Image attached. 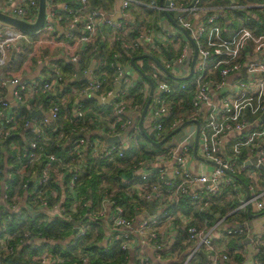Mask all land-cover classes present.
Returning a JSON list of instances; mask_svg holds the SVG:
<instances>
[{"label": "built area", "instance_id": "obj_1", "mask_svg": "<svg viewBox=\"0 0 264 264\" xmlns=\"http://www.w3.org/2000/svg\"><path fill=\"white\" fill-rule=\"evenodd\" d=\"M208 1L166 0L165 3H158L151 0L147 3L142 0H119L117 11L120 16L114 19L111 17L113 13H107L99 7L89 9L87 0H75L71 6L65 0H46L43 23L34 32L0 22V67L7 65L10 49L21 51V40L32 44L28 52L30 57L56 55L60 50H65L69 59L77 63L80 53L88 45L93 49L99 26L104 25L109 30L102 37L118 41L126 53H148L157 61L147 58L151 65H146L144 70L145 67L143 69L136 64L138 58L134 59L140 72L145 73L152 82V92L141 120L142 129L151 140L157 141L178 127L169 135L174 140L163 144L168 136L159 146L145 140L136 126L149 83L139 72L133 75L132 67L126 70L128 62L117 59L108 62L113 67L111 87L102 93L99 89L106 79V73L95 74L93 69H89V64L78 67L74 73L76 79L87 77L79 81L76 91L88 97L92 93L104 97L118 83L107 102L112 104L111 114L114 118L104 125L105 133L100 128L104 136L117 135L118 140L105 143L99 138L90 140L85 135L78 136L73 150L80 160L68 172L66 169L61 172V176L68 173L65 183L74 195L70 210L80 204L74 186L84 170L86 159L91 156L109 159L115 154L122 156L129 149L130 140L135 150L143 147V141L151 144L146 148L151 155L137 158L128 169L130 175L121 178V182L126 184V202L141 201L142 211L138 206L127 207L112 198L111 194L116 189L113 187L110 192L103 193L97 205L89 204L91 209L72 225L76 229L73 236L78 237L85 236L89 229L95 231L98 225L103 227L109 235L99 237V242L103 244L99 250L109 252L111 244L115 242L125 253L115 264H131V261L134 264H155L150 262L143 248L149 246L159 251L166 243L174 242L173 239L185 248V256L179 264H189L199 249L204 251L205 264H221L220 261H226L228 255L218 251L221 245L216 244L214 239L219 236L217 226L224 216L235 210L246 213L247 207L251 206L256 210L264 209V185L261 187L258 184L256 175L264 172L259 167V164L264 165V116L260 117L264 112V0H228L224 4H209ZM130 2L159 9L170 16L174 11H179L174 18L175 24L165 16L174 28H165L159 23L161 20L158 26L150 23L139 26L138 20L127 11ZM38 3L39 0H0V10L33 22L38 14ZM232 10L240 11L241 15L229 13ZM177 26L186 31L195 45L196 54L190 73L192 44ZM130 27L137 30L132 36H129ZM62 28H66L67 38L60 37ZM74 44H83L85 49L77 52ZM47 47H52L54 53H50ZM113 56L116 57L117 53ZM104 63L101 61L99 64ZM176 63L185 68L182 76H179L180 68ZM241 69L244 75H241ZM62 80L55 65L49 77L31 79L22 74H11L9 77L0 75V141L11 139L17 126L19 114L15 106L27 105L31 110L39 93H46L50 98L45 105L38 103L42 111L38 123L30 119L24 122L35 134L42 133L44 124L57 121L61 112L69 110L70 94L60 95L58 91ZM136 86L142 101H135L128 96V90ZM8 87L12 93L10 99ZM73 101L75 119L71 131L76 132L83 127L80 121L85 111L81 99ZM184 104L190 115L187 122L179 126L185 120L178 116L164 127V119L175 113L174 107ZM102 113V109L96 112L97 121L102 119ZM191 119L198 120L195 153L200 158L192 153L196 124ZM122 131L124 136H121ZM62 132L55 137V141L61 140ZM9 144L13 149L9 156H14L15 162L19 163L15 169L24 179L22 185L27 180L24 172L28 174L32 166L41 160L33 182V192L47 185L52 172L57 171L58 164L64 163V168L67 166V162L53 151L41 159L36 138L28 143L25 162L21 161L18 143L11 139ZM86 145L89 147L88 152ZM243 151L247 156H244ZM254 154L255 163H249L250 166L244 163ZM3 171L11 175L8 169ZM239 174L247 178L245 185L251 194L238 200L224 213H220L219 209L213 210L226 199L237 196L236 175ZM0 188V257L19 254L20 249L27 246L21 264H57L62 260V257L52 256L49 246L40 245L38 232L34 233L23 226L17 235L15 230L8 228L7 222L24 223L35 218L38 211L50 213L53 209L60 215L61 221H70L72 216L61 206L63 199L60 197L59 202L51 207L52 200L49 202V194L45 192L36 205L26 202L17 189L8 193L5 180L1 182ZM52 192V196L57 195L54 190ZM148 201H151L153 208L151 213L147 212ZM197 212L205 214L197 216ZM210 216L214 217L212 222L208 221ZM241 218L239 222L224 228L223 234L244 233L245 215ZM135 240L140 246L138 250L134 247ZM253 249L256 258L251 264H264L261 257L264 253L263 242L253 245ZM76 252L81 264H88L89 252L80 249ZM99 264L104 263L101 261Z\"/></svg>", "mask_w": 264, "mask_h": 264}, {"label": "trees", "instance_id": "obj_2", "mask_svg": "<svg viewBox=\"0 0 264 264\" xmlns=\"http://www.w3.org/2000/svg\"><path fill=\"white\" fill-rule=\"evenodd\" d=\"M64 1V0H57ZM69 6L75 4V0H65ZM89 9L101 8L105 12H109L111 9L114 0H87ZM144 2H150L151 0H142ZM228 0H209V4H224L227 3ZM226 10V9H225ZM128 13L133 15L136 20H138L139 26L141 24L150 23L153 26H158L159 18L162 16V12L156 8H150L145 5H136L133 2H130L128 5ZM229 13L234 14L237 13L241 15L240 11L232 10ZM142 16L144 17L142 19ZM97 31L94 39L93 49L91 45H88V48L80 53V59L76 63L69 59L68 55L65 56H57L54 57L51 61L52 64H55V67L58 68L61 76H62V85L58 87V91L60 95H66L67 92H70V96L68 98V103L71 108L66 112H61L60 118L55 122H50L48 124L43 125V132L39 135L35 134L30 130V128L25 127L24 122L26 119L31 118V110L34 107L38 106V103L47 104L50 98V95L46 93H40L36 95L35 101L33 102L32 109L26 105L15 106L18 114L19 120L17 123V127L13 131V135L11 139L18 143L20 146V153L25 152L24 149L27 145V142L33 138H36L38 144L40 146L41 151V159L45 158L48 153L51 151L59 154L65 162L68 164L76 163L78 160V156L74 153L73 145L75 144L78 136L85 135L88 139L99 138L101 141H104V136L99 134V132H95L96 127L102 128L105 133V124L108 121H111L114 118V115L111 114L112 104L104 103L99 104V102L94 97H86L81 99V103L83 104V109L85 111L84 118L81 122L83 127L81 129H77L76 132L71 131V126L73 125V121L75 119V115L72 110L73 100L80 97L77 88H79V81L86 80V76H81L76 79L74 73H76L78 67H83L89 64L94 60V68L93 71L95 74L106 73V79L103 82L99 92H105L107 89L111 87V80L113 75V67L108 65L110 60H119L128 62L129 58L134 55L136 52H128L122 49L118 43V41H110L106 37H102L108 30L109 27L104 25ZM135 28H129V36H132L136 33ZM30 47L26 48V50H30ZM25 50V51H26ZM117 56L114 57L113 54ZM26 54L20 52L15 55V59L11 62L9 68L15 69L16 66L21 63ZM101 61H104V64H99ZM146 70L147 66H144ZM73 87V90L71 89ZM128 96L132 97L135 101H142V95L138 89V86L135 88H131L128 90ZM176 99V98H175ZM100 109L103 110L102 119L97 121L95 119L96 112ZM174 114L172 116H168L164 119L163 125L167 127L168 122L172 118H176L180 116L182 120H187L190 117L189 110L186 104L181 107H174ZM124 114H122L123 116ZM34 119H40L39 114H36ZM23 131L25 138H20V133ZM63 131V137L60 141H55V137ZM10 138L5 141L0 142V186L3 180L6 181L8 185L7 191L8 193H13L15 189L18 190L19 194H21L26 202H34L36 205L40 202L41 198L44 196L45 192L49 194L48 199L49 202L56 201V199L60 198L59 193L61 191L64 192V199L61 206L64 208L67 214L72 216L70 221L64 219L61 221L60 215L56 213H44L43 211H38V215L28 220L24 223H16V221H8L7 226L10 230H15L16 234L19 235V228L26 226L31 229L32 232H38L39 241L41 246H49L48 249L52 256L62 257V260H59L57 264H81L80 259L78 258L76 250L80 249L83 251L89 252V262L88 264H99L101 261L104 264H115L116 261L121 259L124 256V252H122L113 242L110 246V251L105 252L99 250V236L101 234L99 230V225L96 226L95 231L93 229H89L88 233L85 236H72L70 240H67L69 235L73 230V222L80 220V217L86 214L91 209V205H97L99 200L103 195V191L106 190L107 193L111 191L113 187H116L114 192H112L111 197L114 198L121 204H126L125 206L131 207L138 206V201H131V203H127V196L125 195V187L126 184L121 182V178L125 176V173L129 171L133 162L140 157L151 155L147 150L141 149L135 150L134 145L129 142V149L123 152L122 156L114 155L112 158H101L99 156H91L89 159H86V165L79 179L76 180L74 190L77 192V197L80 199V204L76 207V209H69V202L74 199V196H71V191H69V187H64L59 184L55 176L57 177L58 173L62 171L64 167V163L58 164L56 169L57 171H53L51 177L45 187H43L40 191H32L33 182L35 181L38 170L40 168L41 160L37 161L33 165V171L37 172L36 175L34 173L28 174L27 180L25 181V185H22L24 182L23 178L17 173L15 167L8 166V171L11 172V175H7L3 170L6 168V165L17 163L14 160V156L7 155L4 156V151H11L13 149L10 148L9 141ZM86 151H89V147L86 145ZM84 156V155H83ZM5 159V160H4ZM22 161V159H21ZM123 164V166H120ZM59 171V172H58ZM32 174V175H31ZM30 175V176H29ZM236 177L239 179L240 176ZM242 179V178H241ZM66 181V180H65ZM63 187V189H61ZM1 189V188H0ZM52 190L57 192L56 196H52ZM140 202V201H139ZM86 203V204H85ZM141 203V202H140ZM51 204V203H50ZM219 209L220 213H224L227 210V207L224 206V203L213 207V210ZM197 216H202L205 212H197ZM234 216L238 220L245 215L241 210H235L232 212ZM211 217V216H210ZM231 240V238H230ZM237 242V239L229 242L230 248L233 247ZM264 247V246H263ZM27 246H24L20 249V257L18 260L15 258L14 254H9L6 256L0 257V264H21L22 255L26 251ZM234 254V253H233ZM228 255V254H227ZM239 254L234 255L235 260L241 261L239 258ZM229 258V257H228ZM232 259V258H231Z\"/></svg>", "mask_w": 264, "mask_h": 264}, {"label": "crops", "instance_id": "obj_3", "mask_svg": "<svg viewBox=\"0 0 264 264\" xmlns=\"http://www.w3.org/2000/svg\"><path fill=\"white\" fill-rule=\"evenodd\" d=\"M153 1L154 0H152V2ZM155 1H158V3H159V0H155ZM161 3H164V0L163 1L161 0ZM118 8H115V2H114L112 7H111V9L107 13H110V14L113 13L111 17L114 18V19H117L120 16L118 11H117ZM116 14H118V15H116ZM165 16L166 15L164 14V12H162V16L159 18V20H161L159 22L160 24H163L162 19L165 18ZM60 30H61V34L63 36H67L66 28H62ZM74 46H75V44H74ZM75 48H76V50L75 49L74 50L77 51V52L85 49L83 44L77 45V46H75ZM12 50L13 49H10V51H8V58L9 59H10ZM47 50L50 51V53H52V54L54 53V50L52 49V47H47ZM64 51L65 50H60L59 53H57L56 55H54V54L53 55H45L44 57H41V56H38V55H32L30 57V60L27 63H24V61H23V63L20 66L16 67L15 69H10L9 68L10 65L8 67L5 65L4 67H2V69L6 72V74H3L2 76H4V77L8 76L9 77V75H11V74H22V75H25L26 77H28L27 73L29 71H31V70H34L35 71V76H33V78L34 77L35 78H42V77H44L46 75L49 77L50 73H48V71H47L48 67H49L48 65L54 67L55 64L51 63V61H52V59L54 57L68 55ZM18 53H20V52L19 51H15L14 58H13V60L11 62L14 61L15 55L18 54ZM91 64H93V67H92V69H93L94 68V60L89 63V67H91ZM40 75H42V76H40ZM71 89L73 90V87ZM8 93H9V87H8ZM67 93H70V92H67ZM82 95L83 94H80V97ZM80 97L78 99H80ZM33 109H36V111H37L36 114H39V117H40L42 111L39 109V107L37 106V107H35ZM30 120H31V118H30ZM34 121L36 123H38V119H34ZM25 127H28V126H25ZM20 138H23V139L25 138V135H24L23 131H21V133H20ZM104 141H105V143H108V142H106L105 138H104ZM27 149H28V142H27V145H26L24 151H27ZM244 156H247L245 154V152H244ZM248 160L249 159H245L244 163L246 161H248ZM32 171H33V169L30 170L28 174L32 173ZM33 173H34V175H36V171L35 170H34ZM28 174L26 172H24L23 175H24V177H28ZM256 175H257L258 184H260L261 187H263L262 185H264V172L257 173ZM55 178L57 179V181L59 182V184L61 186L69 187L65 183V180L68 178L67 174H65L64 176H61V173L59 172L57 177L55 176ZM236 180H237V183H238V194H237L236 197H233V198L225 200L224 206L227 207V209H229L230 207L234 206L238 202V200H240L242 198H245V196H246L247 189H246V185L245 184H246L247 181L245 179H243V178L242 179L241 178H239V179L237 178ZM61 189H63V187H61ZM69 191H71L70 187H69ZM249 194H251V190H248V195ZM59 195H60V197L62 199H64V195L65 194H64L63 191H61V193H59ZM71 196H74L72 191H71ZM59 199L60 198H58V199H56V201L52 202L51 203V207H52V205L56 204ZM21 202L23 203L24 200L21 199ZM72 204H73V200L71 202H69V207ZM105 209H107V207H105ZM55 211L56 210L53 209V210H51V213H53V212L55 213ZM249 212L252 213L250 216H248L247 213H245L246 225H245V230H244L245 232L244 233L234 234V235H224L223 234L224 228L232 226L235 222H239L242 219L241 218L240 220H238L236 218V216H234L232 214V212L226 214L224 216V218L222 219V221L218 224L217 228H218L219 236L214 239V242L216 244H220L221 245V246H219L218 251L227 253L228 257H229L226 261H222L221 260L220 261L221 264H245V262L247 261V251H248L247 245H248V243H250L252 249H253V245H259L261 242H263V246H264V209L263 210H256L255 208H253L251 206L249 208ZM148 213H151V212H148ZM213 220H214V217H208V221L209 222H212ZM99 230L101 232L99 237H101V236L102 237L103 236L107 237L109 235V233L106 230L104 231L103 227H100ZM73 235H74V233H73V230H72V233L69 235L67 240H70ZM230 238H231V240H230ZM235 239H237L236 244L233 245L232 248H230L229 242H231L233 240L235 242ZM173 241L174 242H171V243H168V244L166 243L164 245L165 247H163L159 251H155L154 249H152L149 246L144 247L143 248L144 253L149 257V260H150L151 263H155V264H166V263L179 264L181 259L185 256V248H184L183 245H180L178 243V241H176L174 239H173ZM134 242L136 244V245L134 244L135 245L134 246L135 249L136 250L140 249V246H139L138 243H136V240ZM97 244L99 245L98 249H100L101 246H103L102 242L101 243L98 242ZM263 249H264V247H263ZM199 250L191 257V259H190L191 260V262H190L191 264L192 263H194V264H202L203 254ZM132 252L133 251L131 250V254H132ZM203 253H204V251H203ZM235 253L239 254V256H240L239 258H241V261L235 260V258H234ZM204 256H205V254H204ZM261 257H262V259L264 261V253H263V255H261ZM251 258H252L251 262H253L254 259L256 258V253H255L254 249H253V253H252ZM131 264H134L133 261H131ZM204 264H205V261H204ZM249 264H251V263H249Z\"/></svg>", "mask_w": 264, "mask_h": 264}, {"label": "water", "instance_id": "obj_4", "mask_svg": "<svg viewBox=\"0 0 264 264\" xmlns=\"http://www.w3.org/2000/svg\"><path fill=\"white\" fill-rule=\"evenodd\" d=\"M114 2H115V8H118L119 7V0H114ZM165 2H166V0H164V3ZM159 3H161V0H159ZM45 6H46V0H39V3H38V14H37V17H36L35 21H33V22H28V21H26L24 19H21V18L12 16V15H9L8 13L0 10V22L10 24V25L15 26V27H17V28H19V29H21L23 31H26V32H34L43 23L44 15H45ZM178 13H179V11H174L171 16L167 12H165L164 14L166 15V17L168 18V20L172 24H175L174 18L177 16ZM116 15H118V14H116ZM224 18H226V16H224ZM177 27L179 28V30L181 32H183L186 35L187 39L192 44V54H191L190 61H189V73H190L191 70H192V65H193V61H194V58H195V54H196L195 45H194L193 40L186 33V31L182 27H180V26H177ZM14 53H15V48H13L12 53H11V56H10V59L7 61V65H6L7 67L10 65L11 61L13 60ZM143 57L150 58V59L156 61V59L152 55H150L148 53L134 54V55H132L129 58L128 65H126L125 69L127 70L129 67H132L134 69L133 75H136V73L139 72L140 75L142 77H144L148 81V83H149V89L147 91L146 99H145V101H144V103H143V105H142V107L140 109V113H139L138 119L136 121V126H137L139 132L141 133V135L143 136V138L145 140H147L148 142H150L154 146H159L178 127L174 128L171 131H168L167 133H165V135L161 139H159L157 141L151 140L146 135V133L144 132V130L142 129V127H141V120L143 118L145 108L147 106L149 97H150L151 92H152V82H151V79L145 73L140 72V69L136 66V64L134 62V59H136V58H143ZM92 67H93V64H91V67H90L91 70H92ZM240 72H241V75H244V70L243 69H241ZM0 75H3V74H0ZM117 87H118V83H115V85L111 89V92L109 94L105 95L104 97H100L99 94H97V93H92L90 96L91 97H94L99 103H107L111 99L112 94L115 92V90H116ZM86 97H87V95H82L80 97V99H84ZM36 112H37L36 109L31 110V120H34V117L36 115ZM263 116H264V112L261 113L260 117L262 118ZM191 121L196 124V131H195L194 143L192 145V153H193V155L196 158H200L195 153V144H196V138H197V124H198V120L197 119H191ZM186 122H187L186 120L183 121V122H181L179 126L184 125ZM104 138L106 139V142H108V143L114 142V141H117L118 140V136L117 135H106V136H104ZM255 161H256V155L254 154L245 163L246 164L255 163ZM259 167L261 169H264V165H262V164H259ZM125 175L129 176L130 175V171H127L125 173ZM247 196H248V192H246V197ZM147 211L148 212H153V208H152V205H151V201H148ZM246 213H247L248 216H250L252 214V213L249 212V208L248 207L246 209ZM75 231H76V229L74 228L73 229V233ZM247 249H248V251H247V261L245 262V264L251 263V259H252L251 256H252V253H253V249H252L250 243H248ZM199 251L203 254L202 264H204V261H205L204 253H203V251L201 249ZM14 256H15L16 259L20 260V257H19V254L18 253L15 254Z\"/></svg>", "mask_w": 264, "mask_h": 264}, {"label": "rangeland", "instance_id": "obj_5", "mask_svg": "<svg viewBox=\"0 0 264 264\" xmlns=\"http://www.w3.org/2000/svg\"><path fill=\"white\" fill-rule=\"evenodd\" d=\"M162 22H163V26L165 27V28H167V29H170V30H172L174 27H173V25H171V24H169V22L167 21V19L166 18H163L162 19ZM60 37H65V38H67L66 36H63L62 34L60 35ZM20 43V42H19ZM28 47H30L29 49L31 50L32 49V44H28V43H26L24 40H21V51L20 52H23L24 54H26V57L24 58V63H27L29 60H30V56H29V54H28V52L30 51H28V50H26V48H28ZM26 50V51H25ZM23 61L21 62V63H19L16 67H18V66H20L22 63H23ZM136 64L139 66V67H141V68H144V66H150L151 65V61L149 60V59H147L146 57H143V58H138V59H136ZM178 66H179V68H180V72H179V76H182L183 74H184V72H185V68L184 67H182L179 63H176ZM49 67H48V73H53V69H54V67L53 66H50V65H48ZM11 69V68H10ZM0 74H6V72L2 69V67H0ZM27 76H28V78H31V79H34L33 78V76H35V71L34 70H31V71H29L28 73H27ZM40 76H42V75H40ZM44 77H48L47 75L46 76H44ZM40 94V93H39ZM8 98L10 99V98H12V93L11 92H9V94H8ZM123 119H124V117H123ZM17 127V126H16ZM97 132H99V134H102L103 135V133H102V131L100 130V128L98 127H96V129H95ZM95 131V132H96ZM101 131V132H100ZM121 136H124V133H123V131L121 132ZM174 140V138H173V136L171 135V136H169L168 137V139H167V141H165V143H163V144H168L169 142H171V141H173ZM137 141H140V138H137ZM0 142H2V141H0ZM15 142V141H14ZM131 143L133 144V141H131ZM150 145L151 144H149L147 141H143V150H147L146 149V147H150ZM145 146V147H144ZM81 149H84V146H81ZM28 150V149H27ZM27 152L28 151H25V152H23V153H21V159H22V161L23 162H25V160L27 159V156H26V154H27ZM149 152V151H148ZM11 153V151L9 152V151H7V150H5L4 151V156L6 157L7 155H9ZM57 154V153H56ZM58 156H60L59 154H57ZM84 155V154H83ZM82 155V156H83ZM61 157V156H60ZM145 157H147V156H144L143 158H145ZM43 159V158H42ZM63 159V158H62ZM0 160H2V158H0ZM5 160V159H4ZM64 160V159H63ZM79 160H80V156L78 157V160H77V162L76 163H78L79 162ZM76 163H71V164H66L67 166H66V168H64L63 167V169H62V171H64V169H66L67 170V172L69 171V169L70 168H72ZM15 165H16V167L19 165V163H13V164H9V165H6V168L4 169V170H6L7 168H8V166H9V168L12 166V167H15ZM33 169V166H32V168H31V170ZM61 171V172H62ZM5 172V171H4ZM60 172V173H61ZM37 173V172H36ZM66 174H68V173H66ZM237 176H240L241 178H243V179H245L246 181H247V178L244 176V175H242V174H239V175H237ZM124 192H125V190H124ZM102 193H107V191L106 190H104ZM125 195H126V193H125ZM127 196V195H126ZM118 202V201H117ZM130 203H131V201H129ZM129 202H127V203H129ZM137 202V201H136ZM141 202V201H140ZM139 202V200H138V207L140 208V210L142 211V203H140ZM130 206H131V204H130ZM254 208V207H253ZM241 219V218H240ZM101 226H99V228H100Z\"/></svg>", "mask_w": 264, "mask_h": 264}]
</instances>
